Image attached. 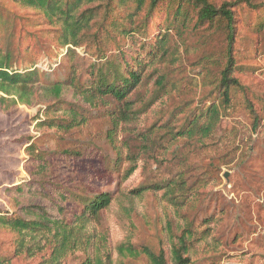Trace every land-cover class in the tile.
Segmentation results:
<instances>
[{
    "label": "trees",
    "instance_id": "16d2710c",
    "mask_svg": "<svg viewBox=\"0 0 264 264\" xmlns=\"http://www.w3.org/2000/svg\"><path fill=\"white\" fill-rule=\"evenodd\" d=\"M11 1L39 12L49 25L56 27V44L61 51L55 54L60 60L46 71L34 62L20 66L21 51L27 50L28 45L20 37L15 43L14 17L0 13V112L10 114L19 105L33 107L40 101H49L39 111L43 119L35 118V126L64 133L99 116L101 107L112 105L107 109L112 127L106 131L113 138L120 124L132 118L131 96L139 87L151 83L157 94L168 92L169 66L179 59L177 43L182 44L186 31L190 34L200 30L206 35L220 33L226 48L221 63H213L217 72H213V67L205 70L202 84L206 90L199 103L174 110L182 115L177 118L171 137L177 140L212 136L223 110L241 88L232 75L241 68L235 65L233 56L237 23L241 20L245 27L258 33L264 29V18L254 24L239 18L244 8L255 14L264 12V2L252 0ZM79 48L90 60L83 66L84 55L80 57L76 52ZM57 112L63 115L51 117ZM254 122H258L257 117ZM81 148L42 151L37 150L35 142L28 141L23 163L28 178L5 188L14 210L0 209V228L15 235L12 254L0 256V264H10L18 256L33 258L38 254L42 256L36 264H64L74 252L81 253L75 264H122L140 256L146 258L147 264H202L197 259L199 253L205 247L207 252L217 249L215 238L209 240L215 221L204 220L207 213L198 223L189 216L187 210L192 207L196 192L194 184H189L178 171L166 181L140 184L129 191L133 195L129 200L141 199L147 193L159 194L166 208L178 214L175 225L164 227L158 250L133 245L126 239L112 251L93 224L104 210L120 203L125 194L116 195L99 185L120 176L124 180L136 167L133 164L123 169L121 150L116 147L117 152L112 149L108 153V166L100 172L92 166L100 158L94 144ZM127 160L132 161L130 156ZM218 214L213 209L209 217L218 218Z\"/></svg>",
    "mask_w": 264,
    "mask_h": 264
},
{
    "label": "rangeland",
    "instance_id": "374dc122",
    "mask_svg": "<svg viewBox=\"0 0 264 264\" xmlns=\"http://www.w3.org/2000/svg\"><path fill=\"white\" fill-rule=\"evenodd\" d=\"M0 13L14 17L15 43L20 37L21 42L28 45L27 50L21 51L20 66L34 62L37 68L46 71L60 60L55 57L61 51L56 44V27L49 25L42 14L11 0H0ZM239 18H246L252 24L261 23L264 12L255 14L244 8ZM184 37L182 44L177 43L179 59L169 66L168 92L157 94L151 83L139 87L131 96L132 118L120 124L113 138L106 131L107 127H112L107 115L112 105L101 107L99 116L65 133L36 128L35 118L43 119L39 111L49 101H40L33 107L19 105L10 114L0 112V209L14 210L5 188L28 178L23 167L28 141L35 142L37 150L42 151L68 147L82 150V146L93 143L100 158L93 161L92 166L100 172L108 166V153L112 149L117 152L116 147H119L122 168L133 164L136 168L124 180L120 176L100 183V189L117 192L116 195L124 193L125 197L104 210L93 224L112 251L126 239L133 245L158 250L164 227L175 225L178 214L166 208L159 194L147 193L141 199L129 200V196H133L129 191L140 184L166 181L180 171L189 184H194L196 192L192 207L187 210L189 216L198 223L207 213L208 218L203 219L215 221L209 240L215 238L217 249L207 252L205 247L198 261L202 264H264V29L258 33L245 27L241 20L237 23L233 56L235 65L241 68L232 75L241 88L223 110L215 133L208 138L174 140L171 133L182 115L174 110L199 103L206 90L202 84L205 70L213 67L215 60L221 63L226 48L218 32L206 35L200 30L190 34L186 31ZM76 52L80 57L84 55L81 48ZM89 62V56L84 55L82 66ZM217 69L213 67V72ZM62 115L57 112L51 117ZM254 117L258 118L257 123ZM213 209L219 212L218 218L209 217ZM14 239V233L0 228V256L12 254ZM41 256H18L10 264H36ZM80 257V252L71 253L64 264H75ZM122 264H147V260L140 256L128 258Z\"/></svg>",
    "mask_w": 264,
    "mask_h": 264
}]
</instances>
